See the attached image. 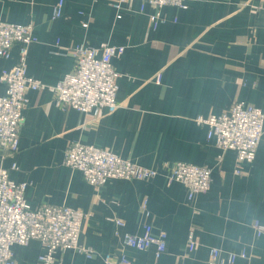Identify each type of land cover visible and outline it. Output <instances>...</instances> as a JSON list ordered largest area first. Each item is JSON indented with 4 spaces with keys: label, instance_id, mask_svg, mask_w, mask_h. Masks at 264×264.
I'll return each instance as SVG.
<instances>
[{
    "label": "crops",
    "instance_id": "0c3cea01",
    "mask_svg": "<svg viewBox=\"0 0 264 264\" xmlns=\"http://www.w3.org/2000/svg\"><path fill=\"white\" fill-rule=\"evenodd\" d=\"M57 1L0 0V18L33 25L37 41L28 46V75L55 84L74 70L71 50L78 45L105 42L124 50L112 58L119 74L114 111L63 108L49 89H29L19 149L10 154L0 148V165L15 162L9 176L27 183L31 207L66 205L86 214L79 244L92 255L70 248L57 252L51 264H106L105 254L114 264L121 253L132 264H207L210 248L222 257L244 251L234 264H264V234L252 225L264 224V134L254 160L242 162L235 173L236 152L228 149L218 160L206 125L195 120L227 112L235 101L264 111V0L166 5L165 21L156 28L149 21L154 8L139 10L144 0H130L120 10L111 5L115 0H63L61 14L53 17ZM19 57L15 44L8 58L0 57V68H11ZM72 141L107 148L159 174L91 185L63 162ZM179 160L211 168L210 188L189 198L184 184L168 181L167 171ZM146 224L166 233L158 257L154 246L138 250L122 243L123 233L140 234ZM190 229L192 250L186 244ZM11 250L15 264H43L38 256L45 249L36 239Z\"/></svg>",
    "mask_w": 264,
    "mask_h": 264
},
{
    "label": "built area",
    "instance_id": "2783aa9c",
    "mask_svg": "<svg viewBox=\"0 0 264 264\" xmlns=\"http://www.w3.org/2000/svg\"><path fill=\"white\" fill-rule=\"evenodd\" d=\"M189 0H144L139 6L143 11L145 5L152 6L149 14L152 28L165 21L161 9L166 5L186 8ZM130 0H115L111 5L120 10ZM63 0L53 6L52 15L58 17L62 11ZM120 17V14H117ZM86 25V23H84ZM37 41L31 23L21 24L0 18V57L8 58L11 48L19 45V62L11 68H0V82L4 91L0 94V148L14 154L19 149V129L23 122V110L27 105L26 91L29 89H49L55 103L60 107H71L81 112L104 108L114 111L118 102V72L112 65V58L119 56L124 47L102 42L98 46H75L71 53L75 58V68L66 73L55 84L50 85L26 73V54L28 46ZM157 80V78H156ZM198 124L206 125L207 138L214 141L220 160L224 151L236 152L235 173H239L242 162H252L257 146L264 134V111L245 101H235L227 112L197 116ZM65 165L80 170L84 179L91 185L100 186L112 178L147 179L159 174L158 169L144 167L120 157L107 148L87 145L80 141L70 142L64 151ZM16 167L0 165V264H15L11 247L14 244L24 245L36 239L45 251L38 256L43 264L56 261L57 252L76 249L86 256L92 250L79 244L82 222L86 214L66 205L41 204L31 207L25 199L27 183L10 178L9 170ZM168 181H178L187 189V196L205 192L211 184V168L186 161H176L167 171ZM148 214L145 203L142 204ZM117 226L123 221L114 219ZM257 235L264 234V224L253 222ZM116 234L118 232L116 231ZM125 246L144 250L155 247L158 257L165 251L166 233L153 232L149 224L144 225L140 234L125 232L121 235ZM186 244L192 250L196 241L192 229L187 234ZM218 248H210L207 264H234L240 253L227 252L222 257ZM106 264L113 263L110 254L104 255ZM114 264H132L124 253H121Z\"/></svg>",
    "mask_w": 264,
    "mask_h": 264
}]
</instances>
